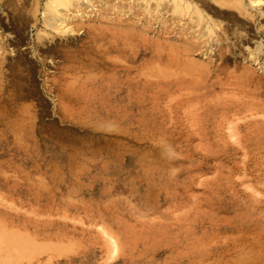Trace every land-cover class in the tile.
<instances>
[{
    "label": "rangeland",
    "instance_id": "rangeland-1",
    "mask_svg": "<svg viewBox=\"0 0 264 264\" xmlns=\"http://www.w3.org/2000/svg\"><path fill=\"white\" fill-rule=\"evenodd\" d=\"M193 1L0 0V264H264V17Z\"/></svg>",
    "mask_w": 264,
    "mask_h": 264
},
{
    "label": "bare ground",
    "instance_id": "bare-ground-1",
    "mask_svg": "<svg viewBox=\"0 0 264 264\" xmlns=\"http://www.w3.org/2000/svg\"><path fill=\"white\" fill-rule=\"evenodd\" d=\"M174 2V10L180 11L181 9H189L191 10V12L196 16V18L200 21H209V24L206 28L207 32L213 34L216 30V27L218 25V22L215 20H211L209 19V17L205 14V12L199 8L198 4H196L193 0H172ZM215 2H217L220 6H233L235 8H240L243 12H245L247 15L249 16H253V18L256 19V15L257 13H260L263 17H264V0H214ZM93 2V0H44V2L42 3V0H32V10L34 12V15L37 16L38 12H40L42 14V18H43V25H44V29L42 28L40 30V34L38 35V39L39 42L44 43V36L47 35L49 32L47 31L48 29H52L58 33H67L71 31V27L69 26V21L73 18L76 17H83L86 13H88V10L86 9L85 5L87 6H92L95 7V5L91 4ZM159 2V0H158ZM160 3V2H159ZM22 4V2H21ZM209 7L212 9H215V6L209 5ZM218 9V8H216ZM42 10V11H41ZM119 11H122L119 9ZM90 13V12H89ZM197 21V20H196ZM45 34V35H44ZM47 37V36H46ZM49 38V37H48ZM39 44V43H38ZM45 44V43H44ZM262 43H258L256 45V47L253 49V60L257 61L258 60V56L260 54V52L262 51ZM170 74V73H168ZM108 84V83H107ZM70 85V84H69ZM71 86V85H70ZM111 86V85H110ZM104 88V87H102ZM108 88V87H107ZM122 89V88H121ZM110 95V94H109ZM111 96V95H110ZM78 97V96H77ZM123 97V95H122ZM109 98V97H107ZM14 111V110H13ZM100 111V110H99ZM78 114V113H77ZM5 235V233H4ZM4 235L2 234V237L4 238ZM11 236V238L9 237ZM7 238L9 242V240L11 239V241H13L15 238H13V234L9 235ZM5 239V238H4ZM3 239V240H4ZM33 239V238H32ZM1 240V239H0ZM7 240V239H5ZM31 240V239H30ZM29 240V242H31ZM35 240V239H34ZM15 241V240H14ZM37 241V240H36ZM28 242V243H29ZM34 242V241H33ZM46 242V241H45ZM4 242H0V244L2 245ZM11 242H9L10 244ZM13 243V242H12ZM44 243V242H43ZM49 243V242H48ZM26 244V243H25ZM39 244V243H38ZM45 244V243H44ZM43 244V245H44ZM50 244V243H49ZM69 244V243H66ZM72 244V243H71ZM3 245H8V243H4ZM2 245V247H3ZM14 245H17V248H22V246L19 247V244L15 243ZM10 246L11 249L13 247V253L15 250L16 246ZM21 245H23V242L21 243ZM33 245V243H32ZM35 245V244H34ZM55 245V243L53 244ZM52 245V246H53ZM59 245V244H57ZM38 246V245H37ZM9 247V245H8ZM6 246L3 247V250L5 251L4 248H8ZM9 247V249H10ZM47 246H44V248ZM58 247V246H57ZM66 248V246H64ZM37 248V247H35ZM50 248V246L48 247V249ZM53 248V247H52ZM8 249V252H9ZM18 249V250H19ZM41 249V248H40ZM67 249V248H66ZM65 249V250H66ZM73 249V248H72ZM7 250V249H6ZM21 250V249H20ZM2 251V250H1ZM0 251V252H1ZM3 251V252H4ZM17 251V250H15ZM22 251V250H21ZM37 251V250H36ZM40 251V250H38ZM37 251V252H38ZM45 251V250H44ZM46 251L48 252L49 250L46 249ZM45 251V252H46ZM52 251V250H50ZM74 251V250H73ZM10 252L12 253V251L10 250ZM43 252V251H42ZM63 252V251H62ZM69 252V251H68ZM11 253H8V256L10 257ZM18 253V252H17ZM20 253V252H19ZM22 253V252H21ZM20 253V256H21ZM33 253V252H32ZM39 253V252H38ZM1 254V253H0ZM6 254V253H5ZM36 254V253H35ZM32 255V254H31ZM50 255V254H49ZM2 256V255H1ZM7 257V255H4V257ZM3 257V259H4ZM8 257V258H9ZM14 257V255H13ZM12 257V258H13ZM22 257V256H21ZM27 257H29V254L26 256V261H27ZM31 257V256H30ZM11 258V257H10ZM9 258V259H10ZM52 258V257H51ZM6 259V258H5ZM21 259V258H20ZM19 259V260H20ZM29 259V258H28ZM31 259V258H30ZM48 259V258H47ZM2 260V258H1ZM8 260V259H7ZM12 260V259H11ZM9 260V261H11ZM15 260V258L13 259ZM12 260V262H13ZM23 260V259H22ZM31 261V260H29ZM51 261V260H50ZM1 263H4L1 261ZM9 263V262H8ZM6 264V263H5ZM11 264V263H10Z\"/></svg>",
    "mask_w": 264,
    "mask_h": 264
}]
</instances>
